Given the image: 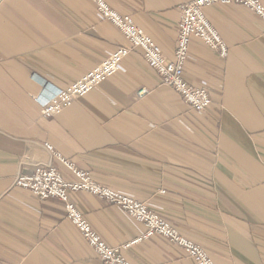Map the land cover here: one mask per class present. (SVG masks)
<instances>
[{"label":"crops","instance_id":"crops-1","mask_svg":"<svg viewBox=\"0 0 264 264\" xmlns=\"http://www.w3.org/2000/svg\"><path fill=\"white\" fill-rule=\"evenodd\" d=\"M106 1L174 57L182 6L192 0ZM206 14L229 52L192 38L185 78L211 93L205 111L163 84L134 47L115 75L48 117L44 100L129 41L93 0H0V264H104L62 201L15 184L38 165L72 177L47 143L148 204L217 263L264 264V20L237 3ZM71 199L110 245L147 231L90 192ZM124 254L133 264H196L157 234Z\"/></svg>","mask_w":264,"mask_h":264},{"label":"built area","instance_id":"built-area-1","mask_svg":"<svg viewBox=\"0 0 264 264\" xmlns=\"http://www.w3.org/2000/svg\"><path fill=\"white\" fill-rule=\"evenodd\" d=\"M93 1L103 17L122 31L129 44L118 46L101 64L89 69L72 84L59 89L53 98L44 100L42 107L45 116L51 117L61 113L77 98L86 96L102 82L115 75L120 69L122 60L134 47L142 51L144 58L157 71L163 84L174 89L192 109L199 112L205 111L212 104L211 93L206 87L191 85L185 78L192 38L201 39L222 57H226L229 52L226 41L206 14L207 7L237 3L251 8L264 20L262 0H192L182 6L174 57L168 58L162 47L137 24L133 16L120 14L106 0ZM146 93L147 89L142 88L138 94L143 96ZM46 145L55 153L58 161L70 171L72 177H65L58 167L38 165L31 174H20L15 179V184L31 191L42 200L56 198L62 201L68 218L95 248L104 264H133L124 254V249L156 234L181 247L196 264H219L201 245L186 237L177 226L162 218L148 204L99 183L90 172L77 167L71 160L55 151L49 143ZM79 191L90 192L120 206L129 216L146 224V233L123 246L110 245L94 230L82 211L72 201L71 194Z\"/></svg>","mask_w":264,"mask_h":264},{"label":"rangeland","instance_id":"rangeland-1","mask_svg":"<svg viewBox=\"0 0 264 264\" xmlns=\"http://www.w3.org/2000/svg\"><path fill=\"white\" fill-rule=\"evenodd\" d=\"M247 7V6H246ZM249 8V7H248ZM251 9V8H250ZM254 11V10H253ZM255 12V11H254ZM101 64V63H100Z\"/></svg>","mask_w":264,"mask_h":264}]
</instances>
